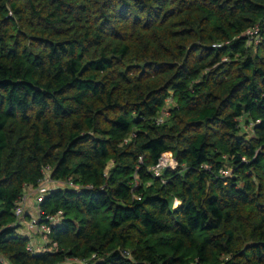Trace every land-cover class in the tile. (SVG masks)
<instances>
[{
    "label": "trees",
    "instance_id": "obj_1",
    "mask_svg": "<svg viewBox=\"0 0 264 264\" xmlns=\"http://www.w3.org/2000/svg\"><path fill=\"white\" fill-rule=\"evenodd\" d=\"M254 24L264 0H0L7 264H264ZM45 172L56 249L29 251L14 207Z\"/></svg>",
    "mask_w": 264,
    "mask_h": 264
},
{
    "label": "built area",
    "instance_id": "obj_2",
    "mask_svg": "<svg viewBox=\"0 0 264 264\" xmlns=\"http://www.w3.org/2000/svg\"><path fill=\"white\" fill-rule=\"evenodd\" d=\"M244 36L246 38V43L248 45L250 44H258L261 42L264 37L262 36L261 29L259 24H254L253 26L249 27L245 32ZM167 113H164L165 116ZM162 120V116L159 118V121ZM167 153H169L172 161L171 163H168L170 160L166 158ZM169 165V166H168ZM176 165V160L172 157L170 152H165L161 155V157L158 160V163L151 168L153 173L158 176L160 174V171L165 167H174ZM223 175H228V170H222ZM51 182H54L51 180L50 176L47 172L44 173V176L41 180V183L33 188V187H27L25 189V193L19 197V199L16 202V205L14 207V214L16 217V220L21 224V226L24 228V233L28 235V237L32 238V236L29 233H39L46 237V242L44 246L41 248H34V245L30 241L27 245V249L29 251L35 250V249H56V244L52 243L51 246L45 247L46 244H48V237L47 235L50 232V225L55 224L59 221L61 212H57L55 214H44L40 211L38 208V202H40L44 196V194L48 191L49 188L55 185H50ZM55 183V182H54ZM61 184L60 182H57ZM70 186H73L72 182L67 183ZM33 188L34 193L36 195V211L35 213H31L30 211H26V205L28 203V197H27V190ZM28 214V218H25V215ZM1 261V260H0Z\"/></svg>",
    "mask_w": 264,
    "mask_h": 264
},
{
    "label": "rangeland",
    "instance_id": "obj_3",
    "mask_svg": "<svg viewBox=\"0 0 264 264\" xmlns=\"http://www.w3.org/2000/svg\"><path fill=\"white\" fill-rule=\"evenodd\" d=\"M241 124H243V122H241ZM243 129L247 130L248 132H250L251 126L250 125L246 126V124H244ZM166 158H168L170 160L168 163H171L172 159H171L169 153H167ZM57 184H59V183H57V182H55V183L51 182L50 183L51 186L52 185H57ZM27 192H28V194H27L28 203L26 205V211L27 212L30 211L31 213H35L37 205H36V195L34 193V189L31 188V189L27 190ZM174 204H176V201H174ZM19 230L21 232H24L23 231L24 228L22 226H21V228ZM29 234L32 236L31 242L34 245V248H39V247L42 248L44 246V244L46 242V237L45 236H43L42 234H39V233H37V234L36 233H29ZM0 260L5 262L6 264L8 263V261L4 258V256L1 253H0Z\"/></svg>",
    "mask_w": 264,
    "mask_h": 264
},
{
    "label": "crops",
    "instance_id": "obj_4",
    "mask_svg": "<svg viewBox=\"0 0 264 264\" xmlns=\"http://www.w3.org/2000/svg\"><path fill=\"white\" fill-rule=\"evenodd\" d=\"M31 241V240H30Z\"/></svg>",
    "mask_w": 264,
    "mask_h": 264
}]
</instances>
